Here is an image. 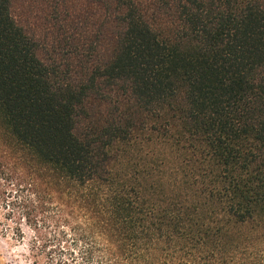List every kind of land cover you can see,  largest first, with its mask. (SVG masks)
Masks as SVG:
<instances>
[{
  "label": "trees",
  "instance_id": "1",
  "mask_svg": "<svg viewBox=\"0 0 264 264\" xmlns=\"http://www.w3.org/2000/svg\"><path fill=\"white\" fill-rule=\"evenodd\" d=\"M0 0V203L32 263L264 264V0Z\"/></svg>",
  "mask_w": 264,
  "mask_h": 264
},
{
  "label": "rangeland",
  "instance_id": "2",
  "mask_svg": "<svg viewBox=\"0 0 264 264\" xmlns=\"http://www.w3.org/2000/svg\"><path fill=\"white\" fill-rule=\"evenodd\" d=\"M32 0H12L13 13L23 21L30 18L33 11ZM26 17V18H25ZM13 227V219L7 216V209L0 203V264H59V263H32L27 250V237L23 241L16 240L10 228Z\"/></svg>",
  "mask_w": 264,
  "mask_h": 264
}]
</instances>
